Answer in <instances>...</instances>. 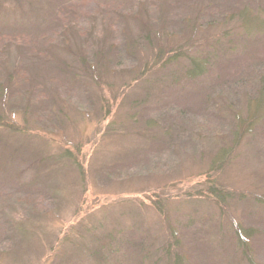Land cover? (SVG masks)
<instances>
[{
	"label": "rangeland",
	"instance_id": "rangeland-1",
	"mask_svg": "<svg viewBox=\"0 0 264 264\" xmlns=\"http://www.w3.org/2000/svg\"><path fill=\"white\" fill-rule=\"evenodd\" d=\"M255 61L264 0H0V264H153L168 226L185 264H264Z\"/></svg>",
	"mask_w": 264,
	"mask_h": 264
},
{
	"label": "trees",
	"instance_id": "trees-1",
	"mask_svg": "<svg viewBox=\"0 0 264 264\" xmlns=\"http://www.w3.org/2000/svg\"><path fill=\"white\" fill-rule=\"evenodd\" d=\"M11 13H16L15 9H13L11 11ZM201 19H199L198 21H201ZM243 20L245 21V17L243 16ZM253 21V20H252ZM136 23L140 22L141 26H143V37L146 38V42H148L150 45H154V46H158L157 45V41L155 39L156 36L155 34H148L149 33V26L151 25V22H154V18L148 13L146 17L140 18V16H138L137 21H135ZM201 23V22H200ZM198 27V26H197ZM190 28L195 30V23H192L190 25ZM129 42H131L132 44H134V42L129 39ZM131 47V46H130ZM130 47H128L126 50L127 52L130 51ZM133 48V46H132ZM223 51V49H221ZM179 55L180 52L177 51V46L175 47V49L169 51V52H165L164 50L161 49H157L156 50V56L154 57V64H158L161 66H167L169 64L172 63H176L179 59ZM163 56V57H162ZM249 63V62H248ZM192 68L189 72L190 76H198L201 68L199 67V65L196 62H193V64H191ZM12 75L15 76V72H11ZM256 75L257 78H252L251 75ZM242 79L238 82V86L242 89H248V88H253L252 90V94L254 92V90H256V92L252 95V98L250 99L253 103L254 109H253V115L249 116V117H245L242 120V125L243 123H245V129H251L252 127H254L256 125V123H251V122H264V116L262 115V113H264V61L261 62H256L255 64H252L251 66L243 69V75H241ZM249 79L253 80V81H249ZM14 81L13 78H11L9 75L7 76V78L5 79L4 77L1 78L0 80V87L2 86L3 82L6 84V88L5 90L8 91H14L15 86L12 82ZM245 85V86H244ZM126 86H129V84H126ZM125 86V87H126ZM255 97V98H254ZM252 117V118H250ZM0 122H2L1 118H0ZM240 132H237V135H239ZM246 133H241L239 137H242L243 135H245ZM236 144V143H235ZM221 155V154H220ZM68 156V153L65 151L63 157ZM215 161H219V160H214V162L212 163V165L210 167H213L215 164ZM225 161H221L218 165L219 166H223V163ZM218 166V167H219ZM210 184H214V182H209ZM203 188L205 189H201L200 193H201V199L205 200V199H209L208 195H203L202 192H206L209 195L213 196L215 199H217L218 201H224L223 198H225L224 194H221V188L217 185H209L208 183H205L203 186ZM179 196V195H178ZM188 196H190L188 194ZM222 197V198H221ZM221 199V200H220ZM250 230V229H248ZM238 233L240 235H243V233L241 231H238ZM236 232V236L241 239L242 237ZM168 237L166 238V245H161V249L159 251H157L158 253L153 254L154 255V263L153 264H185L183 261V258H181V256H179L177 254L178 252V247H179V241L177 236L174 233V229L171 228L170 226H168ZM9 242H12V240H9ZM174 251V252H173ZM92 253V254H96ZM180 253V252H179ZM59 264H64L62 261H60Z\"/></svg>",
	"mask_w": 264,
	"mask_h": 264
}]
</instances>
